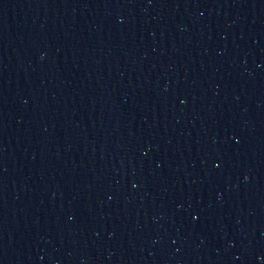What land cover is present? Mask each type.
Instances as JSON below:
<instances>
[{"label":"water","instance_id":"1","mask_svg":"<svg viewBox=\"0 0 264 264\" xmlns=\"http://www.w3.org/2000/svg\"><path fill=\"white\" fill-rule=\"evenodd\" d=\"M0 264H264V0H0Z\"/></svg>","mask_w":264,"mask_h":264}]
</instances>
